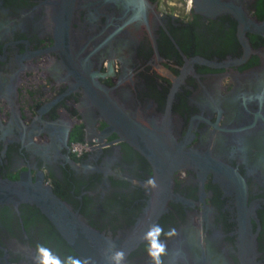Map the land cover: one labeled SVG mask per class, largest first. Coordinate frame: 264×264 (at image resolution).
Instances as JSON below:
<instances>
[{
    "label": "flooded vegetation",
    "instance_id": "flooded-vegetation-1",
    "mask_svg": "<svg viewBox=\"0 0 264 264\" xmlns=\"http://www.w3.org/2000/svg\"><path fill=\"white\" fill-rule=\"evenodd\" d=\"M154 162L180 164L164 264H243L245 227L264 264V0H0V180H42L115 239ZM37 245L78 256L36 206L0 205V264ZM126 264H151L146 241Z\"/></svg>",
    "mask_w": 264,
    "mask_h": 264
},
{
    "label": "water",
    "instance_id": "water-1",
    "mask_svg": "<svg viewBox=\"0 0 264 264\" xmlns=\"http://www.w3.org/2000/svg\"><path fill=\"white\" fill-rule=\"evenodd\" d=\"M141 1L144 5L148 2V0ZM179 165L175 162L169 165L164 162L152 163L157 187L151 189L147 207L136 223L115 239L104 236L88 226L80 214L57 197L42 183V180L32 181L28 175H23L15 181L0 180V205H34L50 220L79 257H90L94 264H108L107 257L114 250H123L126 264L127 255L144 241L143 234L166 210L167 200L171 197L169 189L172 172ZM248 214L252 216V212L249 211ZM241 221L244 222L245 219L240 218ZM248 228H243L244 233L241 232L240 235L243 264H252L255 255V236L251 235Z\"/></svg>",
    "mask_w": 264,
    "mask_h": 264
},
{
    "label": "clouds",
    "instance_id": "clouds-1",
    "mask_svg": "<svg viewBox=\"0 0 264 264\" xmlns=\"http://www.w3.org/2000/svg\"><path fill=\"white\" fill-rule=\"evenodd\" d=\"M146 188L155 189L157 187L154 178H149L145 182ZM177 235L175 228H169L167 231L160 224L154 223L149 226L143 234L142 239L146 241V251L151 260V264H164L163 258L167 255V242ZM165 237V239H161ZM115 247L114 245L112 246ZM35 264H94L92 258H84L69 255L65 259H61L52 250L44 245H37ZM108 264H125V253L123 250H114L107 257Z\"/></svg>",
    "mask_w": 264,
    "mask_h": 264
},
{
    "label": "built area",
    "instance_id": "built-area-1",
    "mask_svg": "<svg viewBox=\"0 0 264 264\" xmlns=\"http://www.w3.org/2000/svg\"><path fill=\"white\" fill-rule=\"evenodd\" d=\"M160 5L170 9L173 13H187L192 7L193 0H157ZM74 151H79L76 146H72Z\"/></svg>",
    "mask_w": 264,
    "mask_h": 264
}]
</instances>
